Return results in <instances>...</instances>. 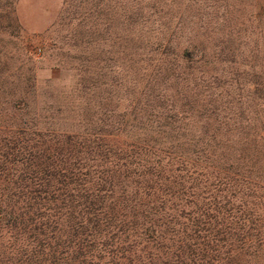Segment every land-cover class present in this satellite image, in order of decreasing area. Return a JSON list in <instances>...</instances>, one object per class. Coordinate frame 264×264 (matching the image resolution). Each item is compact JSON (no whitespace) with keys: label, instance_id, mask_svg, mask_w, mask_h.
I'll list each match as a JSON object with an SVG mask.
<instances>
[{"label":"trees","instance_id":"1","mask_svg":"<svg viewBox=\"0 0 264 264\" xmlns=\"http://www.w3.org/2000/svg\"><path fill=\"white\" fill-rule=\"evenodd\" d=\"M195 1L120 0L118 79L83 81L73 123L0 75V264H264V7L249 61L210 52ZM102 2L65 0L76 45Z\"/></svg>","mask_w":264,"mask_h":264},{"label":"rangeland","instance_id":"2","mask_svg":"<svg viewBox=\"0 0 264 264\" xmlns=\"http://www.w3.org/2000/svg\"><path fill=\"white\" fill-rule=\"evenodd\" d=\"M64 2L16 0L10 18H0L2 23L13 21L11 28L0 27V75L8 78L6 88L18 91L19 95L20 91H28L25 95L33 115L43 120L57 117L52 118L56 123H63V119L65 123H73L76 115L69 114V109L80 108L81 89L86 80L93 75L102 81L106 74L108 80L118 79L120 0H103L101 23L106 26L110 22L111 26L103 35L104 40L90 46L75 44L87 23L78 29ZM181 5L200 12L204 38L210 37L205 45L211 53L220 55L223 48L220 43L224 41L238 56L246 55L249 61L253 56L260 60L262 15L256 21L252 14L261 12L264 0H196ZM53 77L57 80L49 82ZM34 79L36 82H32ZM60 108L62 113H58Z\"/></svg>","mask_w":264,"mask_h":264}]
</instances>
